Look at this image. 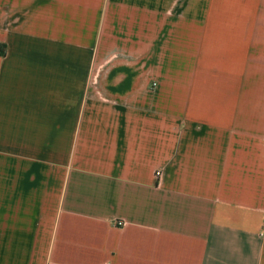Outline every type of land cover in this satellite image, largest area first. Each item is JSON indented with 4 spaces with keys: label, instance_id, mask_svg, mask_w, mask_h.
<instances>
[{
    "label": "crops",
    "instance_id": "1",
    "mask_svg": "<svg viewBox=\"0 0 264 264\" xmlns=\"http://www.w3.org/2000/svg\"><path fill=\"white\" fill-rule=\"evenodd\" d=\"M0 49V264H264V0H0Z\"/></svg>",
    "mask_w": 264,
    "mask_h": 264
},
{
    "label": "built area",
    "instance_id": "2",
    "mask_svg": "<svg viewBox=\"0 0 264 264\" xmlns=\"http://www.w3.org/2000/svg\"><path fill=\"white\" fill-rule=\"evenodd\" d=\"M157 175H161V172L160 171H157Z\"/></svg>",
    "mask_w": 264,
    "mask_h": 264
},
{
    "label": "trees",
    "instance_id": "3",
    "mask_svg": "<svg viewBox=\"0 0 264 264\" xmlns=\"http://www.w3.org/2000/svg\"><path fill=\"white\" fill-rule=\"evenodd\" d=\"M0 51L3 53L5 50L4 49H0Z\"/></svg>",
    "mask_w": 264,
    "mask_h": 264
}]
</instances>
